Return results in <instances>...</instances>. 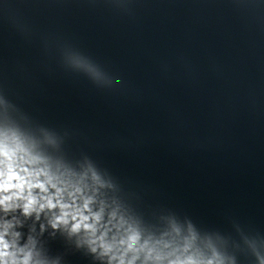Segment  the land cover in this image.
I'll list each match as a JSON object with an SVG mask.
<instances>
[{
    "label": "water",
    "instance_id": "1",
    "mask_svg": "<svg viewBox=\"0 0 264 264\" xmlns=\"http://www.w3.org/2000/svg\"><path fill=\"white\" fill-rule=\"evenodd\" d=\"M0 138L28 264H264V0H0Z\"/></svg>",
    "mask_w": 264,
    "mask_h": 264
},
{
    "label": "clouds",
    "instance_id": "2",
    "mask_svg": "<svg viewBox=\"0 0 264 264\" xmlns=\"http://www.w3.org/2000/svg\"><path fill=\"white\" fill-rule=\"evenodd\" d=\"M20 149L7 138H0V206L17 199H25V212L37 203V197L33 195L36 190L40 195L39 199L44 200L41 209L45 206L49 208L56 207L52 203L53 195H49V188H55L50 181L45 182L40 177L43 172L32 173L29 167L19 163L21 160ZM64 206H62L63 208ZM62 215L66 213L62 212ZM79 227V225H74ZM5 235L0 234V264H28V257L17 258L11 251L10 245L5 240ZM208 264H214L209 260Z\"/></svg>",
    "mask_w": 264,
    "mask_h": 264
}]
</instances>
